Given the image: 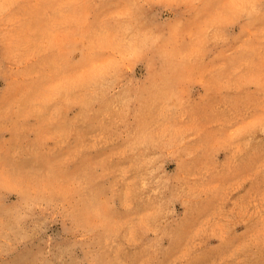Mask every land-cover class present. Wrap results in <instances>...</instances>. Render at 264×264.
<instances>
[{"label": "rangeland", "instance_id": "374dc122", "mask_svg": "<svg viewBox=\"0 0 264 264\" xmlns=\"http://www.w3.org/2000/svg\"><path fill=\"white\" fill-rule=\"evenodd\" d=\"M0 264H264V0H0Z\"/></svg>", "mask_w": 264, "mask_h": 264}]
</instances>
